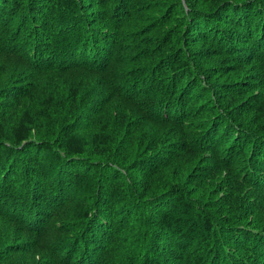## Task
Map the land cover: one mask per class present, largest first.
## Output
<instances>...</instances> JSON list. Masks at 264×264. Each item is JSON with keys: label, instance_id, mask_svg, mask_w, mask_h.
Wrapping results in <instances>:
<instances>
[{"label": "trees", "instance_id": "1", "mask_svg": "<svg viewBox=\"0 0 264 264\" xmlns=\"http://www.w3.org/2000/svg\"><path fill=\"white\" fill-rule=\"evenodd\" d=\"M169 262L264 264V0H0V264Z\"/></svg>", "mask_w": 264, "mask_h": 264}, {"label": "rangeland", "instance_id": "2", "mask_svg": "<svg viewBox=\"0 0 264 264\" xmlns=\"http://www.w3.org/2000/svg\"><path fill=\"white\" fill-rule=\"evenodd\" d=\"M106 48H107V46H105ZM126 55H125V53L123 52V51H121V53L117 56V58H118V60H120L121 62V64H122V62H123V60H124V57H125ZM121 64L120 65H118V66H120L121 67ZM116 83V82H115ZM118 84H121L120 82H118L117 81V84L115 85L116 87L118 86ZM18 172H19V170H18ZM254 183V182H253ZM263 190V189H262ZM262 196L263 194H262V192H261V189H258L257 191H249V196L247 195V192H244L243 193V195L244 196H246V198L247 199H245L246 201H248V200H250L251 198H256V197H260V195ZM242 196V195H241ZM252 202H256V201H252ZM252 205H254V204H252ZM262 210V209H261ZM147 212V211H146ZM143 213H145V212H143ZM148 214H149V212H148ZM145 215H147V214H145ZM148 216V215H147ZM118 217V216H117ZM10 242H12V243H14V242H16V233H14L12 236H11V239H10ZM163 246H166V243L165 244H163ZM171 251H175V250H173V249H171ZM155 256H156V254H155ZM160 255H158L157 257H159ZM28 257V256H27ZM161 259L163 260V261H165V259H163L162 257H161ZM184 262H187V259L184 261ZM166 263H167V261H166ZM168 264H170V262L168 263ZM174 264H178L177 262L176 263H174Z\"/></svg>", "mask_w": 264, "mask_h": 264}]
</instances>
